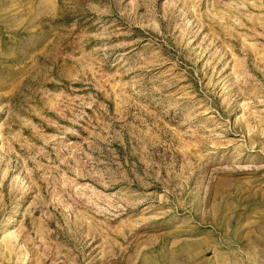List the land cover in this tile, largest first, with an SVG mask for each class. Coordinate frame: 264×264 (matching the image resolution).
Here are the masks:
<instances>
[{
  "label": "rangeland",
  "instance_id": "1",
  "mask_svg": "<svg viewBox=\"0 0 264 264\" xmlns=\"http://www.w3.org/2000/svg\"><path fill=\"white\" fill-rule=\"evenodd\" d=\"M0 264H264V0H0Z\"/></svg>",
  "mask_w": 264,
  "mask_h": 264
}]
</instances>
